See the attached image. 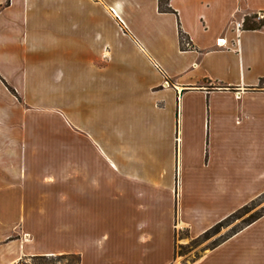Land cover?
Listing matches in <instances>:
<instances>
[{"label": "crops", "instance_id": "0c3cea01", "mask_svg": "<svg viewBox=\"0 0 264 264\" xmlns=\"http://www.w3.org/2000/svg\"><path fill=\"white\" fill-rule=\"evenodd\" d=\"M169 8L0 0V264H175L264 196V30L234 28L264 0ZM190 264H264V216Z\"/></svg>", "mask_w": 264, "mask_h": 264}, {"label": "rangeland", "instance_id": "374dc122", "mask_svg": "<svg viewBox=\"0 0 264 264\" xmlns=\"http://www.w3.org/2000/svg\"><path fill=\"white\" fill-rule=\"evenodd\" d=\"M69 102H74V98H69ZM74 111V108H73ZM68 122V148H67V169L68 171H74L75 169V115L74 113H69ZM102 149L106 151V146H103ZM264 212V196L256 200L253 204H248V209L240 216L236 218H232L224 227L215 235L211 236L206 241H202L199 243H191L190 235L187 234V231H180L177 233V243L178 245L186 246V249H178L177 251L180 253H185L183 256H177L175 260V264H189L195 258H200L205 252L208 251V248L212 246L213 243L220 242L221 240L225 239L227 236L231 235L233 232L237 231L238 229L245 226V223L248 219L252 216L261 214ZM12 227H4L0 228L1 231L3 230H10ZM189 236V237H188ZM28 263H31V261ZM21 264H24L23 262ZM57 264H75L73 261H62Z\"/></svg>", "mask_w": 264, "mask_h": 264}, {"label": "trees", "instance_id": "16d2710c", "mask_svg": "<svg viewBox=\"0 0 264 264\" xmlns=\"http://www.w3.org/2000/svg\"><path fill=\"white\" fill-rule=\"evenodd\" d=\"M159 9H160L161 12H167V13L168 12H173L169 8V0H159ZM262 14L264 15V13H262ZM262 14H252V15H249V16H245L244 17L243 29L244 30H251V31L264 30V17L262 19H259V15H262ZM180 44H181V48L183 50L193 49V46H192L189 38L185 34H183L182 31H180ZM260 83L263 84L264 80H261ZM254 202L255 201H253L251 203L253 204ZM247 209H248V205H246L243 208L239 209L235 213L231 214L228 218H226L222 222L218 223L217 225H215L210 230L206 231L204 234H202L198 238L191 239L192 240L191 243H199V242L208 240L209 238H211V236L217 234L224 227V225L227 224L232 218H236V217L240 216L242 213L247 211ZM263 216H264V212L261 213V214L252 216L250 219L247 220V222L245 223V226H243L242 228H240L237 231L233 232L231 235L227 236L225 239L221 240L220 242L213 243L212 246L208 248V250L215 249L220 244H222L223 242L227 241L232 236H234L235 234H237L238 232H240L244 228L248 227L249 225L253 224L254 222L259 220ZM187 234H188V232H187ZM186 248H187L186 246H182V245L179 246L178 243L176 242V245H175V260H176L177 256L185 255V253H181V252L179 253L177 250L178 249H186ZM197 259L198 258H195L190 263L195 262ZM28 261L29 262L31 261V263H28ZM62 261H67V262L73 261L75 264H81L80 256L74 255V254L60 255V256H50V257H46V256L31 257V258H27V259L22 260L19 264H21L22 262L24 264H57V263L62 262Z\"/></svg>", "mask_w": 264, "mask_h": 264}, {"label": "built area", "instance_id": "2783aa9c", "mask_svg": "<svg viewBox=\"0 0 264 264\" xmlns=\"http://www.w3.org/2000/svg\"><path fill=\"white\" fill-rule=\"evenodd\" d=\"M263 17L264 15H259V19H262ZM243 26H244V19L235 22L234 24L235 31L239 32L241 29H243ZM225 45H226V40H218L217 42L218 47H225Z\"/></svg>", "mask_w": 264, "mask_h": 264}]
</instances>
